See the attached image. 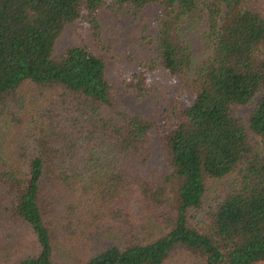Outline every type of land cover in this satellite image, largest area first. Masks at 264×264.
Returning a JSON list of instances; mask_svg holds the SVG:
<instances>
[{
	"label": "trees",
	"instance_id": "16d2710c",
	"mask_svg": "<svg viewBox=\"0 0 264 264\" xmlns=\"http://www.w3.org/2000/svg\"><path fill=\"white\" fill-rule=\"evenodd\" d=\"M152 3L144 69L185 91L157 120L119 107L86 46L55 53L66 24L102 46V7L135 20ZM145 70L122 82L139 98ZM5 125L0 209L19 231L0 264H264V0H0Z\"/></svg>",
	"mask_w": 264,
	"mask_h": 264
},
{
	"label": "rangeland",
	"instance_id": "374dc122",
	"mask_svg": "<svg viewBox=\"0 0 264 264\" xmlns=\"http://www.w3.org/2000/svg\"><path fill=\"white\" fill-rule=\"evenodd\" d=\"M160 7L156 3L149 4L139 14L138 18L131 20L117 15L106 7L99 12L98 21L101 27V43L93 41L89 35H84L77 30V22L65 25L61 37L55 45V53L60 54L72 46H86L103 60L105 77L114 87V98L119 107L128 112L146 118L157 120L161 117L165 107L174 99H180L185 91L181 90L173 80L164 74L163 69L145 70V65L157 56L155 35L157 32ZM149 36L151 42L147 44L144 36ZM193 54L196 57L202 55L203 47L198 39H193ZM146 71L148 80L152 85L151 91L143 98H139L135 91L127 90L122 84L126 75ZM236 114L246 118L252 109V105H234ZM109 112L110 109L106 108ZM0 130V141L4 142L10 126L5 125ZM6 134V136H5ZM264 149V146H263ZM157 156V155H156ZM151 166L159 165L157 157L151 160ZM225 181L214 180L208 187L205 202L213 199L220 186ZM3 188L0 185V194ZM0 238L3 232H16L19 227L6 221V215L0 209ZM141 232H143L141 230ZM58 255L68 258L64 249H58ZM62 255V256H61Z\"/></svg>",
	"mask_w": 264,
	"mask_h": 264
}]
</instances>
